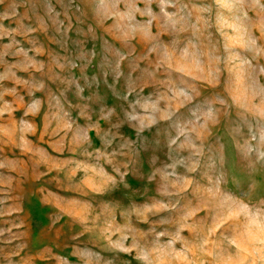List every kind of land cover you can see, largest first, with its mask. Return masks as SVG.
<instances>
[{"label": "rangeland", "instance_id": "1", "mask_svg": "<svg viewBox=\"0 0 264 264\" xmlns=\"http://www.w3.org/2000/svg\"><path fill=\"white\" fill-rule=\"evenodd\" d=\"M0 264H264V0H0Z\"/></svg>", "mask_w": 264, "mask_h": 264}]
</instances>
